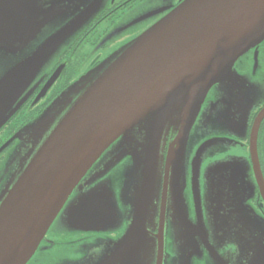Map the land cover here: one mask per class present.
<instances>
[{"label": "water", "instance_id": "95a60500", "mask_svg": "<svg viewBox=\"0 0 264 264\" xmlns=\"http://www.w3.org/2000/svg\"><path fill=\"white\" fill-rule=\"evenodd\" d=\"M93 12V7L87 8L28 56L0 47V129L27 101L26 92L43 66ZM263 40L264 0H185L65 89L40 118L13 137H25L29 147L17 149L19 168L0 194V264H27L73 190L117 141V161L130 156L133 170H142L133 193L132 233H139L137 220L141 214L145 220L147 203L154 197L169 135L166 170L173 183L175 245H184L182 259L190 264V255L184 251L189 245H199L196 236L203 234L201 166L205 153L217 142L216 138L204 141L190 162L191 196L198 220L192 224L184 199L191 130L215 85L228 90L245 80L233 71V65ZM61 69L52 74L33 104L46 95ZM254 147L253 134L250 151L257 164ZM20 158L24 161L18 163ZM217 170V165L207 170L208 199L220 204L218 186L222 182L217 180ZM257 183L264 196L258 172ZM236 232L239 244L257 242L248 228Z\"/></svg>", "mask_w": 264, "mask_h": 264}, {"label": "flooded vegetation", "instance_id": "af4514ba", "mask_svg": "<svg viewBox=\"0 0 264 264\" xmlns=\"http://www.w3.org/2000/svg\"><path fill=\"white\" fill-rule=\"evenodd\" d=\"M184 1L0 0V47L4 52L16 49V54L24 56L87 8L94 9L81 30L43 66L26 92L27 101L0 129V194L19 168L17 149L29 147L21 134L22 139L13 137L40 118L65 89L100 67ZM13 43L15 46L11 47ZM87 46L91 49L83 54ZM59 67L62 69L58 79L33 104ZM233 71L245 80L228 90L217 84L209 91L187 146L184 199L188 220L196 224L190 162L199 145L217 139L205 153L201 166L203 234L196 236L199 245H189L184 251L190 255V264H264V196L257 183L258 172L264 186V40L241 56ZM253 134L257 164L250 151ZM171 139L169 135L163 148L161 170L155 178L154 197L147 203L145 220L142 214L137 220L139 233H132L133 193L138 190L142 170H133L130 156L117 161V141L73 190L27 264H186L182 259L184 245H175L173 183L170 170H166ZM213 165L218 166L217 180L222 182L218 186L220 204L208 199L211 190L207 170ZM243 227L257 242L239 244L236 229Z\"/></svg>", "mask_w": 264, "mask_h": 264}, {"label": "rangeland", "instance_id": "374dc122", "mask_svg": "<svg viewBox=\"0 0 264 264\" xmlns=\"http://www.w3.org/2000/svg\"><path fill=\"white\" fill-rule=\"evenodd\" d=\"M89 49H91L90 46H87V48H86L85 50H83L82 53H83V54H86V53L89 51ZM73 63H75V62H73ZM71 67H73V64H72ZM70 71H71V69H70ZM70 71H69V73H70ZM69 73H68V75H69ZM1 74H2V73H1ZM1 74H0V75H1ZM246 184H247V183H245V185H246Z\"/></svg>", "mask_w": 264, "mask_h": 264}]
</instances>
